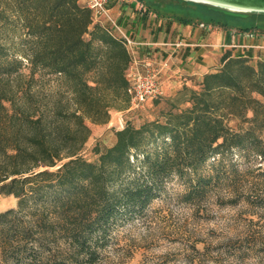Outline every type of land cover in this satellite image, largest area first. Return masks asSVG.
<instances>
[{"label":"trees","instance_id":"16d2710c","mask_svg":"<svg viewBox=\"0 0 264 264\" xmlns=\"http://www.w3.org/2000/svg\"><path fill=\"white\" fill-rule=\"evenodd\" d=\"M6 9L29 34L23 54L31 73L58 74L75 105L48 132L42 113L28 115L35 128L29 145L16 141L1 151L0 193L14 194L18 206L0 210V264H95L114 223L141 214L172 175L247 144L264 160V58L254 63L226 49L199 87L177 90L164 119L128 120L90 159L82 153L91 134L86 119L107 122L112 106L131 103V51L85 0H0V17ZM3 50L0 41V55L9 58ZM203 183L198 178L191 191Z\"/></svg>","mask_w":264,"mask_h":264},{"label":"rangeland","instance_id":"374dc122","mask_svg":"<svg viewBox=\"0 0 264 264\" xmlns=\"http://www.w3.org/2000/svg\"><path fill=\"white\" fill-rule=\"evenodd\" d=\"M169 6L187 16H214L213 21L206 19L229 28L231 33H241L240 40L247 44L232 47L234 53L243 52L254 63L264 58V11L201 0H177ZM222 17L228 24H222ZM26 37L27 29L6 9L5 16L0 17V41L9 57L0 55V158L6 145L16 141L29 145L27 135L35 128L27 121L28 115L42 113V127L48 132L67 118L75 105L58 74L46 69L31 73V62L23 54L28 48ZM14 57L22 64L18 65ZM200 78L159 77L161 93L139 106L133 107L132 102L122 109L112 106L107 122L87 118L91 134L82 153L97 159V149L111 145L116 129L128 120L139 125L148 119H164L177 90L185 83L199 87ZM230 123L237 127L239 119L233 117ZM198 178L204 183L191 191ZM11 206H18V197L0 193V210ZM106 239L98 246L95 264H264V160L253 145L247 144L210 157L184 176L172 175L141 214L120 218Z\"/></svg>","mask_w":264,"mask_h":264},{"label":"crops","instance_id":"0c3cea01","mask_svg":"<svg viewBox=\"0 0 264 264\" xmlns=\"http://www.w3.org/2000/svg\"><path fill=\"white\" fill-rule=\"evenodd\" d=\"M173 1L177 4V0H108L112 17L136 41L131 47L130 78L137 63L143 66L145 61L162 78L202 77L217 69L226 49L247 45L240 40L241 33L177 13L169 6Z\"/></svg>","mask_w":264,"mask_h":264},{"label":"built area","instance_id":"2783aa9c","mask_svg":"<svg viewBox=\"0 0 264 264\" xmlns=\"http://www.w3.org/2000/svg\"><path fill=\"white\" fill-rule=\"evenodd\" d=\"M86 3L93 9L96 19L101 22L103 20L110 21L111 26L123 38L124 42L131 51V47L135 44V40L131 38L112 17L108 0H86ZM131 95L132 106H139L148 97H153L161 93L158 69L153 68L150 62L145 61L143 66L137 63V67L131 75V83L128 87Z\"/></svg>","mask_w":264,"mask_h":264},{"label":"water","instance_id":"95a60500","mask_svg":"<svg viewBox=\"0 0 264 264\" xmlns=\"http://www.w3.org/2000/svg\"><path fill=\"white\" fill-rule=\"evenodd\" d=\"M214 3L217 5L246 9V10H262L264 11V0H201Z\"/></svg>","mask_w":264,"mask_h":264}]
</instances>
